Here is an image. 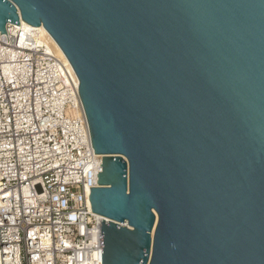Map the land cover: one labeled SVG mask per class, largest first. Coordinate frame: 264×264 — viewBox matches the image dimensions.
<instances>
[{
    "label": "water",
    "instance_id": "1",
    "mask_svg": "<svg viewBox=\"0 0 264 264\" xmlns=\"http://www.w3.org/2000/svg\"><path fill=\"white\" fill-rule=\"evenodd\" d=\"M21 22L78 77L102 264H264V0H0Z\"/></svg>",
    "mask_w": 264,
    "mask_h": 264
},
{
    "label": "built area",
    "instance_id": "2",
    "mask_svg": "<svg viewBox=\"0 0 264 264\" xmlns=\"http://www.w3.org/2000/svg\"><path fill=\"white\" fill-rule=\"evenodd\" d=\"M41 35L21 22L0 37V264H102L109 221L90 188L103 156L79 83Z\"/></svg>",
    "mask_w": 264,
    "mask_h": 264
},
{
    "label": "bare ground",
    "instance_id": "3",
    "mask_svg": "<svg viewBox=\"0 0 264 264\" xmlns=\"http://www.w3.org/2000/svg\"><path fill=\"white\" fill-rule=\"evenodd\" d=\"M37 29L42 32L41 37L44 41H46V43L48 44V46L52 50V52L54 54H56L60 59H62L67 64V66L69 67V69L73 75V78H74L76 84H78L79 83L78 77H77L74 69L72 68L70 62L66 58L65 54L63 53V51L59 47V45L55 42V40L52 38V36L47 32V30L43 26L37 27ZM0 37H2V34H0Z\"/></svg>",
    "mask_w": 264,
    "mask_h": 264
}]
</instances>
